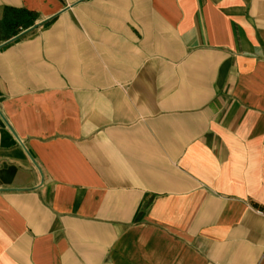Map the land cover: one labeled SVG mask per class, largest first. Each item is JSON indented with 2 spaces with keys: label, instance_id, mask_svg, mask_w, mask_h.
Segmentation results:
<instances>
[{
  "label": "crops",
  "instance_id": "crops-1",
  "mask_svg": "<svg viewBox=\"0 0 264 264\" xmlns=\"http://www.w3.org/2000/svg\"><path fill=\"white\" fill-rule=\"evenodd\" d=\"M0 264H264V0H0Z\"/></svg>",
  "mask_w": 264,
  "mask_h": 264
}]
</instances>
